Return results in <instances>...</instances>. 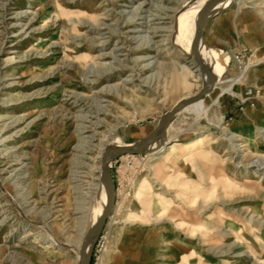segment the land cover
<instances>
[{
  "label": "rangeland",
  "instance_id": "rangeland-1",
  "mask_svg": "<svg viewBox=\"0 0 264 264\" xmlns=\"http://www.w3.org/2000/svg\"><path fill=\"white\" fill-rule=\"evenodd\" d=\"M235 2L203 38L217 82L153 147L166 156L112 158L90 264H264V0ZM205 3L0 0V264H78L60 243L106 204L102 148L146 137L203 84L173 38Z\"/></svg>",
  "mask_w": 264,
  "mask_h": 264
},
{
  "label": "water",
  "instance_id": "water-1",
  "mask_svg": "<svg viewBox=\"0 0 264 264\" xmlns=\"http://www.w3.org/2000/svg\"><path fill=\"white\" fill-rule=\"evenodd\" d=\"M220 0H207L205 7L201 10V25L199 26L196 40L190 52V57L193 58L195 65L200 69L203 75V84L200 90L190 97L183 98L176 104L170 111L163 114L154 130L142 139L134 140L133 143L127 148H119L113 145L104 148L101 154V183L105 189L107 197L104 210L101 213L97 222L90 226L86 233L81 250L79 253L78 264H90L92 252L95 243L102 232L107 219L110 217L115 200V180L111 174L110 163L112 158L121 155L139 154L145 155L152 153L153 147L159 142L164 141L167 128L169 127L173 118L187 106L194 102L201 101L208 95L213 86V75L207 60L199 53L200 46L203 42L205 30L209 22L214 19L220 10H215L217 3ZM142 143V144H141Z\"/></svg>",
  "mask_w": 264,
  "mask_h": 264
},
{
  "label": "bare ground",
  "instance_id": "bare-ground-1",
  "mask_svg": "<svg viewBox=\"0 0 264 264\" xmlns=\"http://www.w3.org/2000/svg\"><path fill=\"white\" fill-rule=\"evenodd\" d=\"M232 1H234V0H220L219 3H217V6H216V9L215 10H226L229 7V5H231ZM205 4H204V6H201V7L197 8V9H194V10H192L189 13H185L183 15H180L177 18L176 24H175V29H174L175 34H174V38H173V45L186 58H188V60L190 62H192V63L194 61H193V58L190 57V52H191V49L193 47V44H194V42L196 40V36H197V32H198L199 26L201 25V14H200V12L205 7ZM238 4H239V0H236V2L234 4V7H236ZM218 16H219V14L214 19H216ZM214 19H212L211 21H213ZM211 21L209 22V24L211 23ZM134 32H140V31L137 29V30H134ZM185 46H187V47H185ZM199 53H200V55L202 57H204V54H206V58L205 57L204 58L207 60V63H208V65L211 68L212 75H213V79H214V81H213V86H214L216 84V82H217L218 74H217V71L215 70L212 53H211V51L209 50L208 47L204 46L203 42H202V44L200 46ZM210 62H212V64ZM192 96H194V95H192ZM186 97H190V96H185L184 98H186ZM195 103H198V101L192 103L191 105H193ZM153 130L149 131L148 133H146V131L145 132L142 131V133H145L146 136H147ZM194 142L195 141H189L188 143L184 144L183 147L180 148V149L173 148L172 149V156L171 157H173V158H179L185 152L192 150L193 147H194ZM110 145H113V146L119 147V148H127V146H125V145H123V144H121L119 142L106 145V146H104L102 148V150L100 152L99 159H101V154H102L104 148H106L107 146H110ZM246 146L249 147L250 146V143H248ZM148 156H152L154 159H159V158H162L163 156H166V155H165V152L164 153H161V152H153V153L149 154ZM101 189H102V191L104 193V187H103V184L102 183H101ZM106 201H107V197H106ZM104 204H105V196H103L102 206L100 207V210L98 211L99 212V215H100L101 212H103L102 210H104V208H103ZM82 221L83 220L80 219L79 220V223H81ZM82 223H85V222H82ZM85 229H86V226L83 225L82 226V230H80V232H79L78 238H75V239L69 238V239L66 240V242L64 244L60 243V246H63V245L65 246V245H68V244L70 245V242H72L71 243L72 245H76V247L74 248L75 249V251H74L75 253H73V256H74V260H76V258H77V262H78V259H79V253H80L81 246H82L81 242H83L82 239H84L85 234H86V232H85L86 230ZM168 245H169V243H167V246ZM77 255H78V257H77Z\"/></svg>",
  "mask_w": 264,
  "mask_h": 264
}]
</instances>
